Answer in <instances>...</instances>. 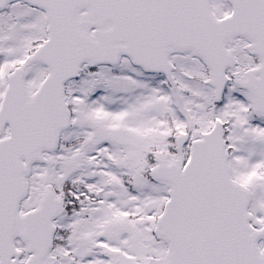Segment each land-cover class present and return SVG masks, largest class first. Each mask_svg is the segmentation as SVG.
Listing matches in <instances>:
<instances>
[{
	"label": "snow or ice",
	"instance_id": "6c2138e0",
	"mask_svg": "<svg viewBox=\"0 0 264 264\" xmlns=\"http://www.w3.org/2000/svg\"><path fill=\"white\" fill-rule=\"evenodd\" d=\"M0 264H264V0H0Z\"/></svg>",
	"mask_w": 264,
	"mask_h": 264
}]
</instances>
